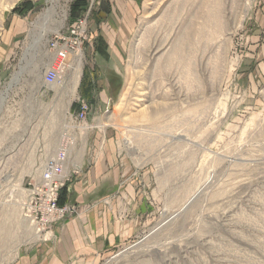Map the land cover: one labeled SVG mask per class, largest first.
<instances>
[{
  "label": "rangeland",
  "instance_id": "374dc122",
  "mask_svg": "<svg viewBox=\"0 0 264 264\" xmlns=\"http://www.w3.org/2000/svg\"><path fill=\"white\" fill-rule=\"evenodd\" d=\"M137 2L118 63H98L86 41L79 76L48 86L47 41L73 0H0V264L78 213L59 192L105 133L145 210L139 234L98 264H264V0ZM79 97L92 127L68 129L58 191L75 208L44 234L24 203Z\"/></svg>",
  "mask_w": 264,
  "mask_h": 264
},
{
  "label": "crops",
  "instance_id": "0c3cea01",
  "mask_svg": "<svg viewBox=\"0 0 264 264\" xmlns=\"http://www.w3.org/2000/svg\"><path fill=\"white\" fill-rule=\"evenodd\" d=\"M137 11V0L95 3L89 15L87 42L95 50L98 63H118L121 42ZM57 133L56 129L52 132L53 144ZM105 134L99 140L87 139L80 172L67 184V202L76 204L78 213L55 223L49 240L30 244L12 264H98L104 255L142 230V190L134 188L132 179L122 178L115 144ZM42 156L44 159L46 155Z\"/></svg>",
  "mask_w": 264,
  "mask_h": 264
},
{
  "label": "built area",
  "instance_id": "2783aa9c",
  "mask_svg": "<svg viewBox=\"0 0 264 264\" xmlns=\"http://www.w3.org/2000/svg\"><path fill=\"white\" fill-rule=\"evenodd\" d=\"M85 1V9L79 16L70 20L65 33L58 31L47 41V50L51 53V59L42 76L44 85L63 84L65 80L74 81L76 68L79 67L80 70L83 62V47L88 40L89 15L98 0ZM90 110L89 103L79 97L76 112L69 113L68 120L61 126L57 146L53 156L41 171L40 182L31 189L28 201L24 203V216L33 222L38 232L47 234L46 229L51 227L53 222L64 219L74 211L73 204L63 207L58 205V191L68 180V176L63 172L70 148L68 129H90L92 126L86 122ZM74 171L77 173L78 169Z\"/></svg>",
  "mask_w": 264,
  "mask_h": 264
},
{
  "label": "trees",
  "instance_id": "16d2710c",
  "mask_svg": "<svg viewBox=\"0 0 264 264\" xmlns=\"http://www.w3.org/2000/svg\"><path fill=\"white\" fill-rule=\"evenodd\" d=\"M86 7V1L85 0H73V3L70 7V19L75 18L81 11H83ZM66 192V188H62L59 192L60 200ZM59 201V200H58Z\"/></svg>",
  "mask_w": 264,
  "mask_h": 264
},
{
  "label": "bare ground",
  "instance_id": "6f19581e",
  "mask_svg": "<svg viewBox=\"0 0 264 264\" xmlns=\"http://www.w3.org/2000/svg\"><path fill=\"white\" fill-rule=\"evenodd\" d=\"M216 4V3H215ZM218 5V4H217ZM213 7H214V5H213ZM218 8V7H217ZM217 10V9H216ZM221 10V9H220ZM219 15V14H218ZM174 46V45H173ZM177 48H178V46H177ZM175 51V50H174ZM176 52V51H175ZM77 69V68H76ZM79 76V74H77L76 75V77H78ZM72 92H74V90H72ZM171 215V214H170ZM141 245V244H140ZM137 246V245H136ZM140 247V246H139Z\"/></svg>",
  "mask_w": 264,
  "mask_h": 264
}]
</instances>
